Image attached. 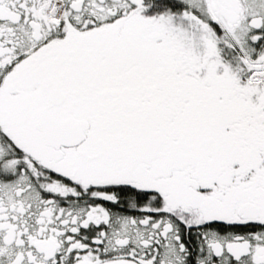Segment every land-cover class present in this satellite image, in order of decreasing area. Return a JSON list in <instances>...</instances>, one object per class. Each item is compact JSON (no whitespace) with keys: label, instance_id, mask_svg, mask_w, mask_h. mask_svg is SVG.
I'll list each match as a JSON object with an SVG mask.
<instances>
[{"label":"snow or ice","instance_id":"1","mask_svg":"<svg viewBox=\"0 0 264 264\" xmlns=\"http://www.w3.org/2000/svg\"><path fill=\"white\" fill-rule=\"evenodd\" d=\"M0 264H264V0H0Z\"/></svg>","mask_w":264,"mask_h":264}]
</instances>
